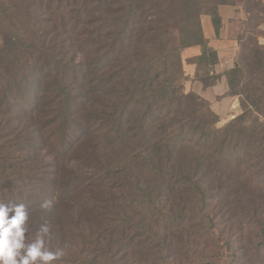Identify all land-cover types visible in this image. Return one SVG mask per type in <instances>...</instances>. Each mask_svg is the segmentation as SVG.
<instances>
[{
	"label": "trees",
	"instance_id": "obj_1",
	"mask_svg": "<svg viewBox=\"0 0 264 264\" xmlns=\"http://www.w3.org/2000/svg\"><path fill=\"white\" fill-rule=\"evenodd\" d=\"M236 2L0 0V202L26 205L28 240L50 224L56 264H188L217 226L264 252V1L241 0L240 113L218 126L184 85V49L218 61L202 16L219 35Z\"/></svg>",
	"mask_w": 264,
	"mask_h": 264
},
{
	"label": "crops",
	"instance_id": "obj_2",
	"mask_svg": "<svg viewBox=\"0 0 264 264\" xmlns=\"http://www.w3.org/2000/svg\"><path fill=\"white\" fill-rule=\"evenodd\" d=\"M218 12L222 18L219 35L216 33L211 16L207 14L202 16L204 36L208 45L217 52V63L208 69L200 70L196 62V59L202 54L200 45L184 49L182 58L186 76V91H193L206 99L220 120L228 122L241 111L240 98L229 92L228 72L233 68L239 52L238 35L243 30L248 12L241 0H237L234 4L219 5ZM261 27L264 30V25ZM261 40L264 42V36ZM211 77L215 78V82L205 85L204 79Z\"/></svg>",
	"mask_w": 264,
	"mask_h": 264
},
{
	"label": "clouds",
	"instance_id": "obj_3",
	"mask_svg": "<svg viewBox=\"0 0 264 264\" xmlns=\"http://www.w3.org/2000/svg\"><path fill=\"white\" fill-rule=\"evenodd\" d=\"M45 201L41 208L48 209ZM29 211L25 204L0 202V264H56L65 256L62 248L51 247L52 230L45 221L28 240Z\"/></svg>",
	"mask_w": 264,
	"mask_h": 264
},
{
	"label": "rangeland",
	"instance_id": "obj_4",
	"mask_svg": "<svg viewBox=\"0 0 264 264\" xmlns=\"http://www.w3.org/2000/svg\"><path fill=\"white\" fill-rule=\"evenodd\" d=\"M257 23L255 22L256 25ZM261 26H257L255 34L259 36L260 42L264 44L261 40L264 36V30ZM27 93L32 96L34 88H29ZM225 122L227 121L223 122L220 120L218 126H222ZM76 127L73 130L74 132ZM86 137L91 139L93 135H87ZM86 137L77 143L80 148L87 142ZM89 149V147H86L88 152L90 151ZM220 230L221 227L217 226V231L208 236V241L201 248L199 247L200 249L191 251L193 256L188 261V264H264V252L256 254L254 251L242 250L239 242L229 241L225 235L221 234Z\"/></svg>",
	"mask_w": 264,
	"mask_h": 264
}]
</instances>
